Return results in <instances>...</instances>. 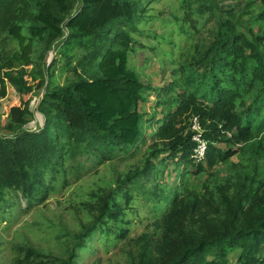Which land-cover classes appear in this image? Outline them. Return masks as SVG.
I'll list each match as a JSON object with an SVG mask.
<instances>
[{
    "label": "trees",
    "instance_id": "1",
    "mask_svg": "<svg viewBox=\"0 0 264 264\" xmlns=\"http://www.w3.org/2000/svg\"><path fill=\"white\" fill-rule=\"evenodd\" d=\"M12 1L0 0V14ZM75 1H37L38 25L30 28L34 37H48L51 48L65 22L69 32L63 45L67 51L86 50L85 59L96 70L63 85H52L51 79L52 86H46L39 101L44 123L38 130L25 128L35 89L46 83L44 72L35 75L25 66L26 58L31 63V43L0 57V85L10 87L18 98L9 106L11 134L0 135V207L11 190L20 193L27 206L38 196L44 198L46 174L63 173V168L66 172L70 158L85 155L109 161L129 153L142 138L139 107L150 86L129 64L136 42L127 29L136 30L142 6L133 0H81L80 9L71 13ZM197 3L217 22L214 41L204 60L183 66L184 91L169 101L160 96L170 106L159 120L156 137L171 141L170 156L179 165H196L200 173L205 167L193 157L195 142L189 131L197 117L208 140V165L229 159L236 153L233 145L246 142L240 149L251 153L247 159H253L254 166L246 171L243 160L230 162L224 177L206 179L201 190L185 187L175 195L171 189L164 193L169 204L156 223L160 233L135 239L130 264H264V0L246 3V19L244 10L225 8L218 0ZM22 26L14 23L8 33L17 35ZM149 166L155 167L148 156L146 166L131 170L119 187L127 192L143 187L152 171ZM111 212L105 202L94 222L83 225L78 247ZM105 228L98 231L107 233ZM231 253H236L235 262L229 261ZM27 255L35 264H77L74 250L67 257L31 249Z\"/></svg>",
    "mask_w": 264,
    "mask_h": 264
},
{
    "label": "rangeland",
    "instance_id": "2",
    "mask_svg": "<svg viewBox=\"0 0 264 264\" xmlns=\"http://www.w3.org/2000/svg\"><path fill=\"white\" fill-rule=\"evenodd\" d=\"M37 1L40 0H13L0 14V57L7 58L22 45L31 43L33 50L27 55L31 57V63L26 58L25 66L35 75L41 71L46 75L45 86L36 88L31 100V113L25 124V128L30 130H38L44 123L38 106L47 85H63L96 70L95 65L86 61V50L76 47L67 51L63 45L62 41L69 32L65 22L63 34L51 48L47 46L48 37H34L30 26L38 25ZM133 1L142 6V17L136 24V30L127 26L136 42L129 64L140 80L150 86L144 92V100L139 107L143 116L142 138L129 153L109 161L97 162L93 156L88 159L85 155L70 158L64 164L66 172L63 168V173L46 174V196L31 200L29 206L20 193L7 192L8 202L0 207V264H35L33 257L27 255L30 249L62 257H67L74 250L77 264H130L135 239L145 233H160L156 223L167 202L169 204L163 198L164 193L171 189L175 195L185 187L187 190H201L206 179L214 180L215 174L224 177L230 162L243 160L247 164L245 170L252 171L253 159H247L251 153L241 150L246 142L234 144L236 153L229 159L219 160L213 166L206 160L203 163L205 170L196 173V165L188 163L185 167L173 160L170 140L156 137L159 120L170 106L161 102L160 96L164 95V99L169 101L184 91L182 86L187 72L183 71V66L189 67L198 59L204 60L207 48L214 41L217 22L210 18V10L202 8L200 11L198 0H190L192 2L188 4L182 0ZM218 1L225 8L244 10L243 17H249L245 9L249 0ZM81 5V0H76L71 13L77 12ZM14 23H23L24 26L12 36L8 31ZM70 53L73 56L69 59ZM15 65L19 66V63ZM51 71L54 76H49ZM32 81L36 83L38 80ZM15 96L10 87L0 85V135L11 134L8 130L12 121L9 106L18 101ZM227 145L221 144L222 147ZM148 156L155 167L149 166L152 175L146 174L144 186H135L130 192L119 187L131 170L146 166ZM186 168L189 171L184 172ZM105 202L112 212L105 215V224L98 228L106 226L107 233L96 228L83 240L84 245L78 247L83 225L94 222ZM235 256L236 253H231L229 261L235 262Z\"/></svg>",
    "mask_w": 264,
    "mask_h": 264
},
{
    "label": "built area",
    "instance_id": "3",
    "mask_svg": "<svg viewBox=\"0 0 264 264\" xmlns=\"http://www.w3.org/2000/svg\"><path fill=\"white\" fill-rule=\"evenodd\" d=\"M191 139L194 141L193 157L196 162H205L208 152V140L205 138V129L200 124L197 117H193L189 126Z\"/></svg>",
    "mask_w": 264,
    "mask_h": 264
},
{
    "label": "clouds",
    "instance_id": "4",
    "mask_svg": "<svg viewBox=\"0 0 264 264\" xmlns=\"http://www.w3.org/2000/svg\"><path fill=\"white\" fill-rule=\"evenodd\" d=\"M207 160V159H206ZM204 163V162H203Z\"/></svg>",
    "mask_w": 264,
    "mask_h": 264
}]
</instances>
